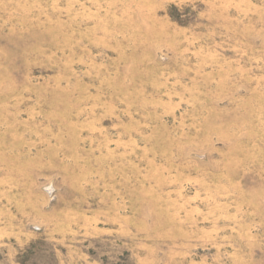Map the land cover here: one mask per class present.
Returning <instances> with one entry per match:
<instances>
[{"label": "rangeland", "instance_id": "rangeland-1", "mask_svg": "<svg viewBox=\"0 0 264 264\" xmlns=\"http://www.w3.org/2000/svg\"><path fill=\"white\" fill-rule=\"evenodd\" d=\"M0 264H264V0H0Z\"/></svg>", "mask_w": 264, "mask_h": 264}]
</instances>
